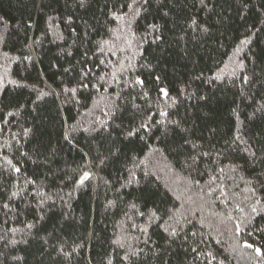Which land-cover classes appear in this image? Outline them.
Instances as JSON below:
<instances>
[{"label": "trees", "instance_id": "1", "mask_svg": "<svg viewBox=\"0 0 264 264\" xmlns=\"http://www.w3.org/2000/svg\"><path fill=\"white\" fill-rule=\"evenodd\" d=\"M130 2L0 0V264H208L213 256L212 264H254L242 243L264 250V218L247 219L259 198L247 189L264 196V0H149L130 26L113 20ZM121 24L120 33L109 31ZM130 32L131 49L118 42L126 51L100 52V41ZM129 58L134 67L120 77L117 61ZM89 68L90 86L64 94ZM135 76L143 89L128 83ZM99 77L107 84L96 91ZM161 86L177 101L171 107L158 100ZM42 92L51 94L37 99ZM158 109L178 125L127 136L150 113L164 120ZM202 151L209 156L196 171L184 166ZM83 171L92 177L81 187ZM212 177L216 191L200 200ZM134 204L145 213L172 209L191 223L173 239L163 231L167 216L149 225Z\"/></svg>", "mask_w": 264, "mask_h": 264}, {"label": "snow or ice", "instance_id": "2", "mask_svg": "<svg viewBox=\"0 0 264 264\" xmlns=\"http://www.w3.org/2000/svg\"><path fill=\"white\" fill-rule=\"evenodd\" d=\"M149 0H131L130 3H127V8H128V13H124L121 15H116L115 13L112 14V19L115 21H120V22H124L126 24H128L129 26L131 25V23H134L135 18L139 16V11H140V7H143V5L148 4ZM80 6L83 7L86 3V0H79ZM200 3L203 4L204 0H200ZM131 13V17H129L126 20V17H128V14ZM3 18H0V22H2ZM193 23H195V21H193ZM152 28L153 31H158L159 30V26L158 25H151L150 26ZM123 28V24H121V27L118 29H109V31H112L114 33H120L121 30ZM204 31H207V29L205 28ZM136 34L134 32H130L128 34H116L115 38L113 40H103L100 41L98 43V47L100 49L101 53L105 52V48H107L108 52H111L113 55L116 54L117 51L123 52L126 51V49L124 47L121 46V43L118 42H122L123 44L127 45L128 49H131L132 47V43L135 40ZM160 37H157L156 39H159ZM155 42V41H153ZM250 43L249 39H244L240 41L241 45H247ZM137 49H139V44H137ZM240 51V48H237V52ZM101 63H105L104 61H101ZM118 65H119V76L123 77L125 73H127L131 68H133L134 66L131 64V58H129V63L127 65H125L124 63L117 61ZM142 67H148V66H143ZM240 67H242V64L240 65ZM66 72L69 71V69H65ZM92 72V69H87L81 70L80 73V83L77 85V87H72V88H68L65 87L62 91L64 94H69L71 93V95L74 97L77 93L78 88H85L87 89L90 86V81H87V77L90 75V73ZM111 79L113 80H117L118 79V75L117 72L114 71L112 73ZM213 79L215 80H219L220 76H215L213 77ZM99 80L102 82L100 87H97L96 85H92V87L96 88V91H100L101 87H103L104 84H107V81L104 79V77H99ZM161 78L159 76L155 77V83L159 84L160 83ZM10 83L15 84V81H10ZM128 83L133 86V87H140V88H144L145 87V81L143 79L140 78V76H135L134 78L129 77L128 79ZM4 86V80L2 77H0V87ZM17 87H23V85L20 84H16ZM107 89H105L106 91ZM158 100L161 102H167L169 100L172 101L171 105H168L169 107H171L172 105H174L177 101L175 98H173L170 94V91L168 88L166 87H159L158 88ZM51 93L48 92H42L40 93V95L37 97V99H42L45 96L50 95ZM142 95L144 97H147L148 93L147 92H143ZM120 97L117 96L116 100H119ZM135 99V98H134ZM113 104H115V101H112ZM118 106V105H117ZM132 107L134 109H136L137 111H142L140 105L133 103ZM151 106L149 105V108ZM115 115V113H106V115ZM9 115H11V113H9ZM154 114L150 113L147 117V122H144L143 120L140 122V124L132 129H129L127 132V136L128 137H137L138 133H143V134H150L152 132V129L154 127H156V125H165V121H167L168 124H177L178 125V121H172L169 118V113L167 111L164 110H159L158 109V115L160 117L165 118L164 120H156L153 122L152 116ZM27 131V130H26ZM140 139H144V135H140L139 136ZM64 139L66 141H69V143H71V140L69 139V135L66 133L64 135ZM235 140H240V137L237 136L235 138ZM186 143H189L188 141H185ZM233 143H235V141H233ZM193 148H196V145H192ZM246 150V149H245ZM22 155H24V153H22ZM251 155L254 157L256 155L255 152H252ZM209 153L207 151H202L199 153V155H197L195 152H193L192 154L189 155V157L184 161V166L186 168L192 169L193 171H196V165H198L200 163V159L201 157H208ZM189 161H191L189 163ZM213 163H215V160L212 161ZM7 163L13 167V170L15 173L19 174L21 172V169L19 167H15L14 165H12V161L11 160H7ZM232 171H235L236 169L233 167L231 169ZM219 171L221 173H224L225 169L223 167H221L219 169ZM201 175H203L204 173H200ZM145 175H147V173H145ZM92 177V173L90 171H83L82 174L80 175L77 183L78 186H84L85 183L87 181H89ZM217 177H212L209 180V190L204 193V195H199V199L200 200H204V196H213L214 192L216 191V189L214 187H212V185L215 184ZM29 183H33L32 181H28ZM189 183H195V184H199V181H189ZM260 187L262 190H264V182L260 183ZM191 189L189 188V191ZM247 191H250L252 193V197H259V198H255L253 199L251 205H250V209H251V214L248 216V220L249 222H251L252 219H254L256 216H260L262 218H264V205H262V201H264V196H259V193L257 191L256 188H250L247 189ZM200 192L203 193L204 190L200 189ZM222 195H226V193L221 192ZM17 194L15 192L12 193L11 197H9V199H11L12 197H15ZM41 195L43 196V193H41ZM176 199H181L180 196H177ZM190 202L195 203V201H191V198H189ZM43 203V201H42ZM4 208H8L9 205L7 203H5L3 205ZM132 207L134 209L137 210V213L139 216L141 217H145L147 216V220H148V224L150 225L152 222L154 221H163L164 216H167L168 220L171 221L172 223L169 224L168 226L163 227V231L167 234L168 237L170 238H177L180 235V232L183 231V226L184 223H191V220L188 216L184 215L183 213H178L175 211H172V209H168L164 211V214L161 215L159 210H150L149 213H145L143 211H140L139 209L136 208V205H132ZM236 211L239 212H244V209L237 206ZM227 220L228 221H232L233 217L232 215L229 213L227 215ZM223 222V221H222ZM243 223V221H238L235 222L234 224V230H235V235L236 236H240L243 229L241 227V224ZM203 226V225H202ZM29 227H31V225H29ZM141 232L147 233L148 231V226H145L143 228L139 229ZM259 231L264 232V228L259 229ZM252 233L249 232L248 235H251ZM193 236L196 235L195 232L192 233ZM116 243H120L119 241H116ZM120 247H124L123 244H120ZM242 247L244 248H248L251 249L254 252L255 258L256 260L254 261V264H264V250H262L261 247L256 246L253 243H249L247 241H244L242 243ZM193 252H196L197 249L193 248L192 249ZM136 255V253L134 251L129 252L125 255V257H123V259H128L130 256ZM207 255H211V253H208ZM215 257L213 256L212 259H210L208 261V264H212V260H214ZM108 264H112V261L109 260Z\"/></svg>", "mask_w": 264, "mask_h": 264}]
</instances>
